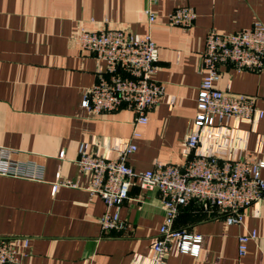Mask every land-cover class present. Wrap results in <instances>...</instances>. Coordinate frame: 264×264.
Returning <instances> with one entry per match:
<instances>
[{
	"label": "crops",
	"instance_id": "crops-1",
	"mask_svg": "<svg viewBox=\"0 0 264 264\" xmlns=\"http://www.w3.org/2000/svg\"><path fill=\"white\" fill-rule=\"evenodd\" d=\"M184 5L195 8L194 24L170 25L169 13ZM147 9L157 14L155 21L150 22ZM257 20L264 23V0H0V146L15 150L16 159L46 168L43 181L0 175V238L30 239L22 264H133L150 254L164 222L160 191L132 186L117 208L126 227L103 230L99 220L107 205L87 190L90 176L78 166L79 146L85 142L90 151L115 158L135 144L127 162L137 171L185 163L195 155L188 154L185 141L198 112L199 69L209 30L236 32ZM104 27L128 29L135 36L150 33L159 48L154 78L164 84L165 94L146 124L136 125L127 108L94 114L81 105L105 63L83 51L74 36L80 28ZM215 86L255 96L264 110V70L225 64ZM225 125L215 132L235 123ZM236 130L243 141L234 156L248 153L264 160V117L239 122ZM217 140L204 130L197 152ZM58 174L75 186L55 191ZM175 227L204 239L198 256L173 250L167 264H264V201L232 225L193 201L181 208ZM253 230L257 238L239 256V236Z\"/></svg>",
	"mask_w": 264,
	"mask_h": 264
},
{
	"label": "built area",
	"instance_id": "built-area-1",
	"mask_svg": "<svg viewBox=\"0 0 264 264\" xmlns=\"http://www.w3.org/2000/svg\"><path fill=\"white\" fill-rule=\"evenodd\" d=\"M156 4L159 0H149ZM150 22L157 14L146 10ZM197 18L194 7L184 5L168 15L170 25L191 27ZM78 46L105 63L99 70L95 84L83 94L81 105L94 114L115 112L127 108L134 113L136 125L149 121V112L163 95L165 86L154 78L159 61V48L150 33L135 36L128 29L80 28L74 36ZM231 64L238 70H264V23L257 20L251 26L231 33L211 28L206 36L205 50L199 73L203 81L198 94V112L194 129L185 146L188 154L195 152L183 164L157 163L152 169L137 171L128 162V154L137 146L129 143L115 158L89 150L81 143L77 163L90 176L87 190L100 195L107 205L100 217L103 230L126 227L117 208L130 197L132 186L158 189L161 193L164 222L153 240L147 257L135 258L133 264H167L171 251L198 256L204 236L175 227V220L183 206L193 201L209 213L225 217L230 225L240 224L245 211L264 201V160L246 153L234 156V149L243 139L237 135V123L254 122L264 117V110L256 105L255 96L220 90L215 86L221 76V66ZM235 125L228 131L225 123ZM208 129L212 138H219L206 152H197L202 134ZM135 136L139 133L135 132ZM261 144V142L259 141ZM222 150L229 151L223 155ZM15 150L0 146V175L43 181L46 168L34 160L14 158ZM62 152L60 156H63ZM54 190L59 186H75L60 174ZM257 238L255 230L239 236L238 253L245 256L249 243ZM30 239L26 237L0 238V264H22Z\"/></svg>",
	"mask_w": 264,
	"mask_h": 264
}]
</instances>
